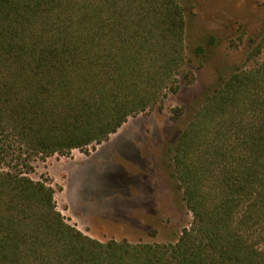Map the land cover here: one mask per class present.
Returning a JSON list of instances; mask_svg holds the SVG:
<instances>
[{"label":"trees","instance_id":"obj_1","mask_svg":"<svg viewBox=\"0 0 264 264\" xmlns=\"http://www.w3.org/2000/svg\"><path fill=\"white\" fill-rule=\"evenodd\" d=\"M186 33L180 0H0V264H264V31L177 137L176 241L94 238L27 175L191 84Z\"/></svg>","mask_w":264,"mask_h":264},{"label":"rangeland","instance_id":"obj_2","mask_svg":"<svg viewBox=\"0 0 264 264\" xmlns=\"http://www.w3.org/2000/svg\"><path fill=\"white\" fill-rule=\"evenodd\" d=\"M180 1L186 8L187 52L196 66L195 80L169 94L161 109L129 117L95 149L36 158L27 174L53 186L67 221L94 238H179L193 216L175 176L177 137L220 76L246 63L251 39L264 31V0ZM211 36L215 41L210 44ZM201 43L206 51L197 56Z\"/></svg>","mask_w":264,"mask_h":264},{"label":"crops","instance_id":"obj_3","mask_svg":"<svg viewBox=\"0 0 264 264\" xmlns=\"http://www.w3.org/2000/svg\"><path fill=\"white\" fill-rule=\"evenodd\" d=\"M71 169V168H70Z\"/></svg>","mask_w":264,"mask_h":264}]
</instances>
